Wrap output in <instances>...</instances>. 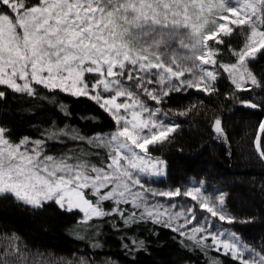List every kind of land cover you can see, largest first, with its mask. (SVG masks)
I'll return each instance as SVG.
<instances>
[{"label":"snow or ice","instance_id":"1","mask_svg":"<svg viewBox=\"0 0 264 264\" xmlns=\"http://www.w3.org/2000/svg\"><path fill=\"white\" fill-rule=\"evenodd\" d=\"M237 32L243 44L233 48L226 38ZM224 55L232 62L218 59ZM258 58H264V0H0V101L10 93L37 98L43 90L87 97L116 125L90 137L56 128L16 139L0 121V195L33 211L79 210L80 225L105 217H119L129 228V222H151L177 233L186 247L192 241L199 249H223L235 264H264V246L257 250L229 229L213 231L217 220L255 222L227 213L225 194L205 196L196 186L158 191L143 182L167 175L168 162L154 157L151 148L167 143L179 125L159 119L160 109L149 108L141 96L159 104L171 92L216 95L217 81L227 74L231 91L225 100L264 112V75L251 68ZM212 128L224 136L220 118ZM65 138L90 146L96 155L107 150L105 159L97 165L79 150L49 154L48 141ZM252 148L264 163V119ZM152 197L167 198L169 205ZM179 197L192 205L172 202ZM105 202H112L111 209ZM7 239L0 264H28L19 237ZM125 248L144 250L145 242L133 239Z\"/></svg>","mask_w":264,"mask_h":264},{"label":"trees","instance_id":"2","mask_svg":"<svg viewBox=\"0 0 264 264\" xmlns=\"http://www.w3.org/2000/svg\"><path fill=\"white\" fill-rule=\"evenodd\" d=\"M226 40L233 48L243 44L239 32ZM224 50L227 52V44ZM218 59L232 62L227 55ZM251 68L258 76L264 75V58H258ZM217 87L219 94L211 96L195 89L171 92L159 104L141 96L149 108L160 109L159 119L179 125L167 143L151 148L154 157L168 162L167 175L144 177L143 182L158 191L177 187L188 190L199 184L211 196L225 194L227 213L238 220L254 217L255 222L229 225L217 220L216 227L235 231L244 242L259 250L264 246V164L253 152L252 141L264 112L225 100L224 94L231 91L227 74L217 81ZM242 96L249 98L248 93ZM193 105L196 107L192 108ZM187 109L192 111L178 114ZM216 118L222 120L224 136L212 128ZM0 121L13 130L16 139L38 138L45 129L56 128L75 129L90 137L110 133L116 127L93 100L48 90L41 91L37 98L10 93L6 100L0 101ZM47 147L52 155L86 152L91 163L97 165L107 152L99 151L96 155L97 150L67 138L61 142L49 140ZM185 199L184 205L191 206L193 202ZM112 206V202L104 203L105 209ZM81 218L77 210L69 213L49 207L33 211L10 196L0 195V251L9 245L7 238L15 234L26 249L28 264H40V261L58 264L61 260L64 264H80L82 260L91 264H235L222 250L199 249L192 241L186 247L182 243L184 238L151 222L135 225L129 222V228L119 217L116 220L105 217L96 218L86 226L77 223ZM133 239L144 241L145 249H126L125 245Z\"/></svg>","mask_w":264,"mask_h":264},{"label":"rangeland","instance_id":"3","mask_svg":"<svg viewBox=\"0 0 264 264\" xmlns=\"http://www.w3.org/2000/svg\"><path fill=\"white\" fill-rule=\"evenodd\" d=\"M158 87V86H157ZM142 98V97H141ZM143 99V98H142ZM123 100H124V98H120V101L119 102H123ZM144 100V99H143ZM145 101V100H144ZM148 107H150L149 105H148ZM193 186H190V188L188 189V190H190L191 188H192ZM196 187H200L201 189H202V186L201 185H196ZM202 192H203V194L205 195V196H211L210 194H208L207 192H205V191H203L202 190ZM89 198H91V197H89ZM152 200L153 201H160L163 205H165V206H168L169 205V201H168V199L167 198H164V197H152ZM173 203H176V204H178V205H180L181 206V208H186L187 206L186 205H184L186 202H187V200L184 198V197H179V198H174L173 199V201H172ZM171 210V209H170ZM180 209H175L174 211H179ZM77 211H79V210H77ZM81 213V212H80ZM81 215H82V217H83V213H81ZM176 223H183V220L181 219V220H179V221H174V226H175V224ZM217 229H219L218 227H216L215 229H213V231H216ZM222 251H223V249H221Z\"/></svg>","mask_w":264,"mask_h":264},{"label":"water","instance_id":"4","mask_svg":"<svg viewBox=\"0 0 264 264\" xmlns=\"http://www.w3.org/2000/svg\"><path fill=\"white\" fill-rule=\"evenodd\" d=\"M264 119V118H263ZM264 164V163H263Z\"/></svg>","mask_w":264,"mask_h":264}]
</instances>
